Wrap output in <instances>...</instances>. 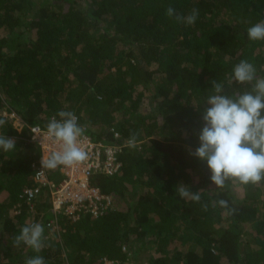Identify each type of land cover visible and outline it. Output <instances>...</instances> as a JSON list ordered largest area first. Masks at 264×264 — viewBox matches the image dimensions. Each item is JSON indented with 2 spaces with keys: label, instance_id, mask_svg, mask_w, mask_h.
<instances>
[{
  "label": "trees",
  "instance_id": "obj_1",
  "mask_svg": "<svg viewBox=\"0 0 264 264\" xmlns=\"http://www.w3.org/2000/svg\"><path fill=\"white\" fill-rule=\"evenodd\" d=\"M169 6L184 16L197 9L195 23H178ZM260 21L264 0H0V135L15 140L0 149V264L34 256L139 264L142 250L147 264H264V179L209 190L206 162L191 155L210 81L230 95L239 86L227 79L242 60L264 77V40L247 35ZM60 111L74 112L93 142L117 147V171L90 178L112 197L97 217L54 215L48 187L24 199L41 157L29 128L46 130ZM47 176L62 179L58 167ZM178 185L202 190L201 200L181 198ZM33 222L44 227V247L14 246Z\"/></svg>",
  "mask_w": 264,
  "mask_h": 264
},
{
  "label": "clouds",
  "instance_id": "obj_2",
  "mask_svg": "<svg viewBox=\"0 0 264 264\" xmlns=\"http://www.w3.org/2000/svg\"><path fill=\"white\" fill-rule=\"evenodd\" d=\"M169 17H175L178 23L192 25L198 17L193 9L187 16L177 14L172 6L166 10ZM250 41L264 40V21H260L247 30ZM255 66L246 60L233 67L227 84L233 88L227 94L225 84L217 80L212 84L211 94L206 101L207 107L202 113L203 127L199 132V146L191 153L200 162H206L210 173V182L214 187L209 190L233 186L257 184L264 179V77H257ZM250 84L251 89L240 91V86ZM52 117L46 126V137L58 146L50 156L41 152V167L56 169L59 166L74 167L87 159V152L80 146L84 127L78 123V117L71 111H60ZM5 121L0 119V126ZM35 139V136L33 137ZM129 147H135L136 136L128 141ZM0 149H15V140L0 135ZM39 159V160H40ZM181 198L192 201L201 200L200 191H191L185 185H178ZM219 205L228 208L226 200ZM207 207L206 205L204 206ZM44 227L39 223L25 225L15 237L14 246L21 243L39 252L43 247ZM25 264H46L42 256L27 258Z\"/></svg>",
  "mask_w": 264,
  "mask_h": 264
},
{
  "label": "built area",
  "instance_id": "obj_3",
  "mask_svg": "<svg viewBox=\"0 0 264 264\" xmlns=\"http://www.w3.org/2000/svg\"><path fill=\"white\" fill-rule=\"evenodd\" d=\"M3 113L0 116H5ZM11 118L15 115L11 114ZM22 128V125L17 123ZM28 135L40 148L45 157L58 149V146L53 144L46 137V130L40 126H33L29 128ZM35 136V139L33 138ZM117 133H114V139H117ZM80 146L87 152V159L74 166L65 167L59 166V173L62 179L58 184L51 183L47 176V169L41 167V159L38 163H32L31 167L35 168L33 181L36 184L34 189H27L24 191V199L27 203H32L40 191L41 187H48L52 201V212L54 215L64 213L73 220L79 217V214L84 211L91 214L92 217H97L103 210L112 206V197L100 193L97 187L90 185V178L97 171H101L107 175H111L117 171L119 164L116 161L115 152L116 146H106L102 142H93L89 136L83 133L80 138ZM54 222L48 221L45 227L52 232H58ZM31 224H34L31 223ZM30 224V225H31ZM98 264H132L120 263L118 261H111L102 259Z\"/></svg>",
  "mask_w": 264,
  "mask_h": 264
},
{
  "label": "rangeland",
  "instance_id": "obj_4",
  "mask_svg": "<svg viewBox=\"0 0 264 264\" xmlns=\"http://www.w3.org/2000/svg\"><path fill=\"white\" fill-rule=\"evenodd\" d=\"M97 126L98 125H95V126H92L93 129H97ZM20 131V130H18ZM45 157V155H42ZM52 176H53V173H52ZM151 255V252L147 251V250H142L141 252H139V254H137V261L139 264H147L148 263V258L149 256ZM131 263V262H130Z\"/></svg>",
  "mask_w": 264,
  "mask_h": 264
}]
</instances>
